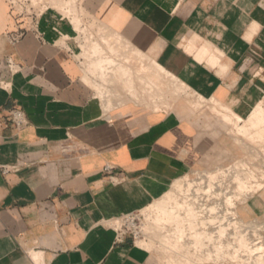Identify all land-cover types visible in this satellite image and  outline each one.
Here are the masks:
<instances>
[{
    "label": "crops",
    "instance_id": "0c3cea01",
    "mask_svg": "<svg viewBox=\"0 0 264 264\" xmlns=\"http://www.w3.org/2000/svg\"><path fill=\"white\" fill-rule=\"evenodd\" d=\"M82 9L100 33L79 45L54 9L31 17L0 0V264H168L130 235L118 239L115 223L202 165L228 161L221 125L195 105L212 103L242 137L264 100V0ZM168 86L190 103L166 102ZM12 109L26 114L25 129ZM246 207L264 234V188Z\"/></svg>",
    "mask_w": 264,
    "mask_h": 264
},
{
    "label": "rangeland",
    "instance_id": "374dc122",
    "mask_svg": "<svg viewBox=\"0 0 264 264\" xmlns=\"http://www.w3.org/2000/svg\"><path fill=\"white\" fill-rule=\"evenodd\" d=\"M59 1H61V5L57 6L56 3ZM84 1L85 0H39L36 5L37 7L36 12L42 16L44 14L49 13L50 11L54 9V11L59 13L60 18H63L64 20L68 21L69 29H70L69 33L74 35L75 42L77 44L79 43L80 45V42H83V40H89L90 38L95 37L97 36V34L100 33V31L97 32L93 29L94 28L92 24L93 20L90 19V15L87 13H84V10L82 9L84 5ZM165 91H166L165 93L166 102L174 103L176 102V100L178 101L179 99L180 100L179 103L185 105V100L189 101L188 99H185L184 96L182 95L180 96L179 93H174L173 89L171 90L170 87L167 88ZM190 98L192 97L190 96ZM192 100H193L192 102L196 101L195 98H192ZM207 104H212V103L208 102ZM203 111H206L207 114L212 115L213 120H216V119L218 120L214 122V127L218 129V126H215V125L216 124L221 125L220 129L218 130V136L221 133L223 134L222 140L224 142L226 151L228 152L229 159L223 165L214 164L212 167H209V168L202 165L198 169L194 170L192 173L180 179L178 181L179 184L175 185L176 183L175 182L174 185L177 187V189H180L179 186L181 187L184 186L183 190H187L188 188L187 185L189 184H191L192 186L193 185L196 186V188L197 186H202L207 190V186H208L207 177L209 175H212V178H215L214 179L215 183L217 184L223 183L222 188L224 189H221L220 187L215 186L216 188L214 187L215 188L214 191L217 192L216 194H223L225 193V191L226 192L228 191L229 198L233 200V203L232 205L226 204L225 200L222 199L223 200L221 201L222 204L220 202V205L216 206L217 207L216 212L214 215H212V217L217 218L216 222L221 221L222 223L220 224H223V227L229 228V231H228L229 235L226 236L225 238L224 243L226 245L223 250H220V249L217 250L215 248H212V246H209V247H204L202 251L197 252L192 247L193 245L190 244V241L185 240V243L187 244V246L189 245L190 247H187L188 249H184L185 251L184 254L188 253V257H189L188 260H193L194 262H196L194 264H197V262H199L197 261L199 258L200 259L207 258L208 254L211 256V258L209 261H205L203 264H263L264 263V247H263L264 243L260 244V242L264 241V234L259 233L258 231L249 232L252 228H255V227L257 228L259 224L257 221H254V219L247 218V213L245 209H247L246 203L248 202V200L264 188V152H262L264 151L263 150L264 146L261 144V141L259 139H257V143L255 144L253 143L245 144L243 138L236 133L237 128L234 125L232 124L229 125L226 121H224L222 116L216 115L209 108H206V107H203V109L201 110H196V113H202ZM243 119L245 120L247 119V117ZM238 161H241V162L245 161L246 166L243 168L241 167V169H238L237 175H239L240 178L242 177L241 179L242 180L244 179L245 181V179L247 178L246 175L247 174L250 175V173L253 172L255 181L253 178L250 179V181L249 180L248 181L253 182V185L255 186L257 183L261 185L259 190L258 188H256L257 189L256 193L254 192L246 193L245 192L243 194L242 191L238 190L236 188L237 184L234 183L235 182L234 173H229L230 175H219L220 168L227 169V168L233 167L234 164H236V162ZM242 169L244 171H242ZM174 185L172 186L170 192H173V190L176 189ZM190 194H191L190 197H194L192 196V194H194L193 191H191ZM185 196H186L185 193L182 192V195H178L179 200L177 202L180 204L183 203ZM227 210H229V212L233 211V213L237 214L233 216V217H236L234 218L233 221L223 220V214ZM159 215H161L160 217L162 218V215H163L162 213L155 212L153 208H148L140 212V214H138L139 220H137V225H139L142 229L141 237L137 241L142 244L144 243V246L148 250H150V252H152V254L154 255L161 251V239L163 236L162 233L157 232L156 234H153L156 236L155 237L156 240H153L151 238L153 237L151 233L154 231V228L156 227V222L160 218ZM210 218L211 216L210 217L202 216L200 218V226H198V228L202 227V224L210 220ZM186 224H185V229H186L185 232L188 234V228H187L188 225ZM161 225L167 228L169 232L168 233L169 236L172 237L170 241L171 243L175 245L176 242L174 243V241L175 239H177V236H178L177 232L174 231L175 227H171V225H163V222ZM236 228L238 230H236ZM246 228H249V230H245ZM239 231L247 232L245 233V235H246V238L248 239L246 240V243L242 245V248L239 247L240 246L239 241L238 240L236 241L235 239V234H237ZM217 238L218 236L215 235L213 244L217 242ZM229 244H230V249L228 250L227 246ZM257 247H260L261 249L263 248L262 249L263 251L261 250L262 253L261 251H257L254 253L255 254L254 257L252 256L253 254L251 255V253H248V252H251L250 248L255 249ZM171 248L172 247H170V249ZM235 248H237V259H233V255L235 254V251H236ZM251 256L253 257V260H251L252 259ZM183 261H185V259Z\"/></svg>",
    "mask_w": 264,
    "mask_h": 264
},
{
    "label": "bare ground",
    "instance_id": "6f19581e",
    "mask_svg": "<svg viewBox=\"0 0 264 264\" xmlns=\"http://www.w3.org/2000/svg\"><path fill=\"white\" fill-rule=\"evenodd\" d=\"M102 41H104V40H102ZM122 49L124 50V47ZM138 55L139 54H137V56ZM89 56H88V58H89ZM92 56L93 55H91L90 57H92ZM135 56H136V53H135ZM137 60L140 61V59L138 57H137ZM151 65H152V63H151ZM112 66H114V65H112ZM155 66H153V67L156 68L157 66L156 67ZM150 68L152 69V67H150ZM152 70H155V69H152ZM154 73L155 72H153V74ZM197 101L198 102L195 105V109L199 110L201 107L204 106L205 101L204 100H197ZM206 107H208V106H206ZM209 107H211V106H209ZM212 107H213V105H212ZM214 108H215V106H214ZM217 110H215V111H217ZM224 110H226L225 111L226 115H227V111L229 113H231V110H229L228 108H224ZM217 112L220 113V110H218ZM231 117H232V114H231ZM240 121H239V123H240ZM235 122H237V121L235 120ZM237 131H239V130H237ZM240 133L242 134V138L244 139L245 144L257 143V137L260 135L259 140L261 141V144L264 146V102H262L255 110H253V112L251 114L250 121L246 122L245 125L241 127ZM263 150H264V148H263ZM262 152H264V151H262ZM245 166H246L245 161L244 162H236V164H234L233 167H230L228 169H220L219 175H230L229 173H234V178H235L234 183L237 184L236 188L238 190L242 191L243 194L245 192L246 193L247 192L256 193L257 192L256 188H258V190H259L261 185L259 183L256 184L254 182L256 184V186H255V185H253V182H249L250 179H252V178L254 179V176H253L254 173L253 172H251L250 175H248V174L246 175L247 178L245 179V181H244V179L243 180L241 179L242 177L240 178V176L237 175L238 169H241V167L243 168ZM242 171H244V170L242 169ZM240 174H241V172H240ZM207 178H208L207 190L202 186H197V188H196V186H194V185L192 186L191 184L187 185L188 186L187 190H183L184 186H182V187L179 186L180 189H177V187L174 186L176 189H174L173 192L169 193L165 199L157 201L155 203V205H153V209L155 212H160L163 214L162 218L160 217L161 215H159V217L161 219L160 218L158 219V217H157L158 220L156 222V227L154 228V231L151 233L152 235L156 234L157 232H161L164 234L163 235L164 241L161 243L162 249L158 253V257H159V260L161 262L168 263V264H194V263H196L194 261H192V262L186 261V260L183 261L184 259L189 258L188 253L184 254L185 251L183 249V244H182L186 238H188V240L195 241L197 244H196V248H194V249H195V251L200 252L206 246L207 242H209V243L213 242L215 234H217L218 243L216 245V248H217V250H219V249L223 250L224 249V247H225L224 241H225L226 236L229 235V233H228L229 228L223 227V224H220V223H222L221 221L216 222L217 218L212 217V215L215 214L216 209H217L216 206L220 205L221 201L225 200L226 204L232 205L233 200L231 198H229L228 191L227 192L225 191V193H223L224 195L223 194H216L217 192L214 191V189L216 188L215 186H218L221 189H224V188H222L223 183L222 184L215 183V181H214L215 178H212V175H209ZM254 181H255V179H254ZM177 183H179V182H177ZM191 191L194 192V194H192V196H194V197H190ZM182 192H184L186 196L183 200V203L180 204L177 201L179 200L178 195H182ZM221 204H222V202H221ZM230 212H229V210L225 211V213L223 212L224 213L223 214V220L224 221H226V220L233 221L234 218H236L233 216H235L237 214L233 213V211L231 213ZM175 213H177L178 216L175 217L174 216ZM183 215H184V217H183ZM229 215H230V217H229ZM202 216H209V217L211 216V218L207 222L203 223L202 227H199L200 228L199 229L198 226H200V218ZM162 222H163V225H171V227H175L174 231L177 232L178 236H177V239L175 240L176 243L174 246L170 241L171 238L168 235L169 232H168L167 228H163V226L161 225ZM186 222H187V224H186ZM217 223H218V225H217ZM185 224L188 225V227H187L188 228V234L185 232L186 231ZM236 230H238V229L236 228ZM155 237L156 236L153 235V237H151V238L153 240H156ZM235 239H236V241L237 240L239 241V243H240L239 247L242 248V245L246 243V240L248 238L246 239V235L239 232L238 234H235ZM138 245H140V247H144V243L143 244L139 243ZM170 245H172V246H170ZM170 247H172V248L170 249ZM227 249L228 250L230 249V244L227 246ZM262 249L260 247H257L255 249L250 248L251 252H248V250H247V252L251 253V255L253 254L252 256L254 257V255H255L254 253L257 251H261ZM235 250L236 251H235V254L233 255V259H237V248H235ZM262 251H261V253H262ZM253 257L251 260H253ZM210 258H211V256L209 254L207 255V258H205V259L199 258L197 260V261H199V262H197V264H203L205 261H209ZM243 263H245V262H243Z\"/></svg>",
    "mask_w": 264,
    "mask_h": 264
},
{
    "label": "built area",
    "instance_id": "2783aa9c",
    "mask_svg": "<svg viewBox=\"0 0 264 264\" xmlns=\"http://www.w3.org/2000/svg\"><path fill=\"white\" fill-rule=\"evenodd\" d=\"M8 1H10L12 5L20 11V13H26L31 17L41 16L36 12V5L39 0ZM9 119L19 130L25 129L29 125L28 118L21 109H12L9 112ZM114 171L115 167L112 165H106L104 168V173L111 179V181H115ZM4 172H8V170L4 169ZM138 214L140 213L128 215L115 223L118 239H122L124 236L130 235L135 241H137L141 237L142 229L139 225H137V220H139ZM256 231L263 233V228L258 225L257 228L255 227L254 232Z\"/></svg>",
    "mask_w": 264,
    "mask_h": 264
}]
</instances>
